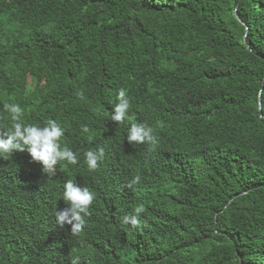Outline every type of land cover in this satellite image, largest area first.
<instances>
[{
    "label": "trees",
    "instance_id": "obj_1",
    "mask_svg": "<svg viewBox=\"0 0 264 264\" xmlns=\"http://www.w3.org/2000/svg\"><path fill=\"white\" fill-rule=\"evenodd\" d=\"M6 103L79 159L0 156V264H264V0H0V133ZM70 179L96 194L79 234L55 216Z\"/></svg>",
    "mask_w": 264,
    "mask_h": 264
},
{
    "label": "clouds",
    "instance_id": "obj_2",
    "mask_svg": "<svg viewBox=\"0 0 264 264\" xmlns=\"http://www.w3.org/2000/svg\"><path fill=\"white\" fill-rule=\"evenodd\" d=\"M78 95L83 98L82 92ZM117 101L111 114V120L118 123L125 119L132 120L133 117L128 115L130 100L125 89L118 91ZM4 110L9 114L11 125L6 131L0 133V156L12 153L14 150L20 152L26 150L34 161L42 164L46 174L53 173L58 162L66 161L72 165L78 163V154L69 147L61 145L60 139L64 135V129L57 121L48 119L43 126L34 123L26 124L22 122L24 110L16 103L4 104ZM84 131L87 132L88 129L85 127ZM127 141L130 144L133 142L155 144L157 142L151 127L135 122L131 123L128 129ZM104 155L102 147L87 151L84 156L88 169L96 171ZM140 181L141 177L137 175L130 181L129 186L139 184ZM63 187V198L69 206L55 212L56 221L60 227H64L65 224L71 225L72 234H79L87 224L86 217L90 215L89 208L96 194L88 187L77 185L71 179ZM143 211V206L137 207L135 215L125 216L123 223L133 227L140 226L139 214ZM72 264H79L78 258L73 259Z\"/></svg>",
    "mask_w": 264,
    "mask_h": 264
}]
</instances>
